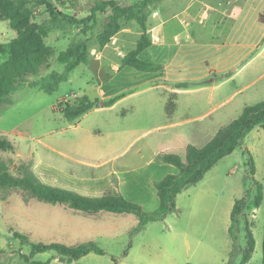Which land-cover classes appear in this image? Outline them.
Masks as SVG:
<instances>
[{
	"label": "rangeland",
	"instance_id": "1",
	"mask_svg": "<svg viewBox=\"0 0 264 264\" xmlns=\"http://www.w3.org/2000/svg\"><path fill=\"white\" fill-rule=\"evenodd\" d=\"M101 1L110 0H65L66 5L58 8L82 19ZM114 1L135 5L144 0ZM150 8L160 11L161 19L181 13L163 27L165 40L171 43L174 33L183 30L180 18L188 24L197 46L203 45L208 56L227 52L232 45H244L255 26L254 16L261 12L264 17V0H162L151 3ZM41 11L38 10L35 18L37 23L49 20L48 15H39ZM183 11L186 12L182 14ZM107 14L99 15L88 63L80 65L67 82L51 93H46L43 85L54 83L52 76L63 74L66 67L57 61L58 54L85 37L77 29L65 26L46 39V44L54 50L50 63L38 76L30 77L31 85L13 90L9 95L11 103L1 108L0 139L8 143L9 149L0 148V161L15 176L23 175L24 166L44 184L84 197L99 199L111 190L113 195L121 194L127 201L138 204L144 213L152 215L159 212L160 207L156 183L179 173L175 166L160 161L161 156L174 154L185 161L186 142L204 147L217 131L240 117L244 103L264 101V63L256 75L260 78L244 93L236 90L254 81L253 78L228 83L212 101L209 92L180 97L182 107L175 121L180 115H184L182 119H190L217 109L211 118L167 127L173 120L167 118L164 105L167 103L170 109L175 100L162 90L151 89L156 83L137 86V80L130 75L111 72V79H107L109 71L96 70L93 58L101 51L96 38ZM246 15L251 17L244 23ZM16 35L8 21H0V44ZM151 38L156 41V34ZM139 41L124 34L111 41L112 49L118 47L117 53L122 51L118 54L119 65L137 49ZM196 50L191 57L195 71L200 60L198 48ZM110 52L105 50V55ZM143 67L151 70L158 65L144 63ZM178 68L177 62L170 69L177 72ZM154 75L142 71L139 81ZM114 91H122L121 97L134 93L122 105L131 109L126 117L118 114L122 107L93 110L76 122H68L61 114L59 103L62 100L86 96L93 102H103V95L106 93L107 97ZM189 99L194 104L187 109L184 105ZM255 143L252 157L238 149L223 158L197 185L184 189L176 197L173 210L143 227L134 214L95 215L28 198L22 190L3 194L0 189V264H30L24 256L31 254L33 244L78 246L97 239L101 241L103 254L91 253L70 262L68 259L59 261L57 252L51 250L35 254L31 261H51V264H224L226 261L241 264L248 226L258 241L250 262L259 263L263 257V229L259 225L263 214L256 221L250 214L248 224L244 218H239L231 237H226L223 223L225 211L228 215L232 203L241 197L242 189L250 198L256 195L251 158L259 171L258 182L264 186V140ZM14 232L20 233L26 241L15 238Z\"/></svg>",
	"mask_w": 264,
	"mask_h": 264
},
{
	"label": "trees",
	"instance_id": "2",
	"mask_svg": "<svg viewBox=\"0 0 264 264\" xmlns=\"http://www.w3.org/2000/svg\"><path fill=\"white\" fill-rule=\"evenodd\" d=\"M160 1L162 0H144L135 5H122L114 0L101 1L90 8L88 16L78 19L58 8V6L66 5L65 0H0V21H8L11 28L17 33L16 37L9 42L0 44V111L4 105L11 103L9 95L13 90L23 85H31L30 77L38 76L42 68L50 63L54 56V50L46 44V39L65 26L77 29L78 33L85 38L72 42L66 50L58 54L57 61L66 65L65 72L60 75L54 74L52 76L54 83L43 85V90L46 93L55 91L63 82L69 80L70 74L74 70L80 65L88 63L89 49L95 35V28L99 23L100 14L108 13L103 29L96 38L101 50L128 23L136 22L141 27L142 35L137 49L124 60V64L131 65L132 61L152 46L147 27L148 12L151 3ZM39 9H42L39 15H48V21L35 22ZM260 19L264 23V17L261 16ZM134 67L141 71H153L138 64ZM113 103L114 101L101 104L98 100L93 102L84 96L74 100H62L59 106L61 114L68 122H76L102 105L108 107ZM258 126L264 127V101L245 107L239 118L222 127L204 147L188 145L185 161L174 154L161 156L160 161L175 166L179 169V173L169 175L156 183L160 207L159 212L152 215L144 213L138 204L127 201L121 194L113 195L111 190L99 199L84 197L78 193L44 184L33 171L24 166L21 168L24 171L23 175L15 176L9 167L1 161L0 189L3 194L10 190H22L28 198H35L50 205H66L73 210L90 214L101 211L134 214L140 219V227H143L157 218H163L173 210L176 197L184 189L197 185L223 158L244 148L248 133ZM0 148L7 151L9 145L0 139ZM251 161V173L254 177L256 167L252 158ZM262 200V186L257 183V192L249 208H258ZM246 205L245 199L235 203L231 216V233L239 218H244L248 224L247 215L244 213ZM13 236L22 242L26 241V238L18 232H14ZM255 247V238L248 226L242 264L250 262ZM51 250L57 252L60 257L59 261L68 259L70 262L78 261L91 253H104V250L96 242L83 243L78 246L39 243L32 245L31 254L24 256V259L30 264H51V261H31L35 254ZM262 263L264 264V245Z\"/></svg>",
	"mask_w": 264,
	"mask_h": 264
},
{
	"label": "crops",
	"instance_id": "3",
	"mask_svg": "<svg viewBox=\"0 0 264 264\" xmlns=\"http://www.w3.org/2000/svg\"><path fill=\"white\" fill-rule=\"evenodd\" d=\"M185 12L186 11H183L182 14H184ZM148 13H149V18L147 22V27H148V34L152 41V46L149 49L145 50L141 55L137 57V59L132 61L131 65L123 64L121 66L118 63L119 62L118 54H121L122 51L117 53V51L120 48L116 47L112 49L110 47V43H111L110 42L104 49L100 51L99 56L93 58V63L96 70H98L99 73H102L103 69L109 71L106 74L107 79H111L110 78L111 72L114 74L124 73L125 75L128 76L130 75L133 78H135L138 82L137 86L148 83H152V84L156 83V85L153 86L151 89L157 88L159 90H162L167 95H170L173 101L175 100V102L170 104L172 105L171 106L172 108L170 109L168 108L167 103L164 105L167 118L169 120H173L172 123L166 125L167 127L168 126L178 127L189 121L204 120L207 118H211L212 113L217 109V107H215L211 110H208L202 115L190 119H182L184 115H180L177 117L178 119L175 121L174 119L176 117V113H178L182 107V105L180 104V99H179L180 97L194 95L197 93L205 94L206 92H209V98L212 101L214 97L222 93L221 92L222 89L226 87L228 83H235V81L238 79L243 81L253 78L254 81L246 83L241 88L236 90V92L244 93L248 89H250L253 86V84L260 78V76L256 77V75L259 73V69H261V65L264 63V44L261 45L264 42V23L261 22L260 19L261 12H259L256 16H254L256 17L254 18L255 26L249 32L248 39L244 45H239V46L232 45L233 47L231 48V50L227 52H215L213 56L206 55L203 45L197 46V44L193 40V35L189 33L190 30L187 27L188 24L185 23L183 20H180V18L178 21L181 27L183 28V30L179 33H174L173 40L171 43H168V41L165 40V35L162 31L163 27L168 22L178 17L179 14L181 13L175 14L174 16L169 17L168 19H161L160 11L154 8H150ZM250 17H251L250 15H246V17L243 18V22L245 23L244 20H249ZM155 20L158 21L155 22ZM151 22H154L155 24L154 23L151 24ZM153 33L156 34V38H157L156 41L153 40V38H151V35H153ZM183 33H185V35H183ZM123 34L128 37L132 36L139 40L142 35V29L136 22L128 23L117 35H115L111 39V41L115 37ZM215 47L218 48L217 45ZM196 48H198V54L200 56V60L198 61V66L196 67L197 71L193 70L195 67L192 66L193 61L191 59V57H193L194 54H196L197 52ZM105 50L106 52H108V50H110L111 52L108 53V55H105ZM218 50H221V48H218ZM255 53L256 55L254 56ZM105 61L107 64L106 68L104 67ZM177 62L179 63V68L177 72L171 71L170 68ZM144 63L152 64V66L156 64L158 65V67L157 69L153 67L152 68L153 71H150L152 75L155 73L154 76H151L150 79H146L143 80V82H141L139 80L141 79L140 74L142 71L136 69V67L134 66L138 64L139 66L143 67ZM123 70L125 71L123 72ZM127 70H129V72ZM217 81L219 82L218 84ZM121 92L122 91H118V92L114 91L107 97H105L106 96L105 93L103 95V102H101V104L109 103L111 101H114V103L108 107L102 105L100 108L95 110H102L105 108L110 110H118L119 107H122L124 101H126L127 98L134 95V93H131L128 96L121 97L119 95L121 94ZM248 100H251V98H249ZM249 102L244 103L241 109L242 111L247 106L258 104L256 102L253 103H249ZM192 103L194 104V101L191 102L189 99L185 102L184 107L189 109L190 106H192L191 105ZM130 110L131 109H129V106L128 108L123 106L118 114H120L122 117H126L128 112H130ZM257 140L260 142L261 140H264L263 126H258L255 129H253L250 133H248L245 139V146L244 148H242V150L252 154L251 152H254L256 149L255 142ZM194 144L197 145L196 143ZM188 145H190V143L188 142L184 144L185 150ZM94 166L95 165H91L90 167H94ZM98 166L99 165H97V167ZM258 177H259V171L258 168L256 167L254 179L257 183H259ZM260 185L262 186V190H263V200L258 208H249L250 203L253 201L255 196L253 198H250L246 196V194L244 195L245 191L242 189L240 191L241 197L239 199H235V202L232 203L228 215L227 212L225 211L223 217V223H224V229L226 231V235H228L226 237H231L230 228L232 225V217H231L232 210L234 208L235 203L238 200H242V199L246 200L247 205L245 207L244 213L247 215V220L250 214H253V219L255 221L259 220L260 215L263 214L264 216V186L263 184ZM102 213H109L108 215L119 214V213H111L107 211H101L94 214L102 215ZM259 225H261L263 229V235H262V256H263L264 219L261 221V223L259 222ZM252 233L255 238V242H256L255 249H256L258 246V241L256 240V234L254 233V231H252ZM85 242L86 241L82 243ZM87 242H91V241H87ZM94 242H97L99 245L101 243V241H99L98 239L94 240ZM262 260L263 257L259 263L249 262L247 264H263ZM224 264H230V263L229 262L226 263V261H224Z\"/></svg>",
	"mask_w": 264,
	"mask_h": 264
}]
</instances>
